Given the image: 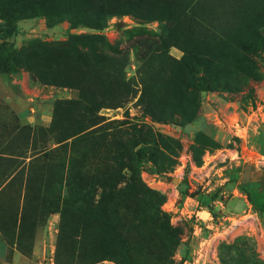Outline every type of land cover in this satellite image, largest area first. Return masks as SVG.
Segmentation results:
<instances>
[{"label": "rangeland", "instance_id": "obj_1", "mask_svg": "<svg viewBox=\"0 0 264 264\" xmlns=\"http://www.w3.org/2000/svg\"><path fill=\"white\" fill-rule=\"evenodd\" d=\"M113 1L98 26L0 0V264H264V0ZM198 49L215 69L182 71ZM101 50L117 64L75 62ZM113 120L143 126L136 169L168 235L134 199L118 228L91 222L98 195L75 202L55 178V137Z\"/></svg>", "mask_w": 264, "mask_h": 264}, {"label": "trees", "instance_id": "obj_2", "mask_svg": "<svg viewBox=\"0 0 264 264\" xmlns=\"http://www.w3.org/2000/svg\"><path fill=\"white\" fill-rule=\"evenodd\" d=\"M30 2L34 7L45 9L48 21L54 22V19L58 21L66 16L74 25L85 16L98 23V26H103L115 13L114 9L123 7L120 2L114 4L113 0H30ZM49 7L55 8V12L48 10ZM10 35L12 31H0V39ZM74 59L79 68L87 66L93 70L102 69L108 64H117L103 50L92 53L77 51ZM180 64L182 71L191 74L215 69L214 57L199 49L187 51ZM113 78V84L117 86L119 81L114 76ZM131 91L129 82L122 81L120 87L112 90L111 101L119 103L121 99L129 96ZM189 114L190 112L185 115ZM91 125L64 131L55 137L57 143H60L57 150L62 153L56 164V180L64 186L70 196L74 197L75 202L78 200L84 202L88 191H94L95 195H98V199L88 204L90 211L96 214L91 218V222L102 226L106 221L105 227L118 228V223L112 225L111 221L115 218L117 220L122 214L120 211L122 202L134 199L151 208L154 213L152 218L162 220V223L154 227L158 237L161 234H170L172 228L169 223L170 215L159 208L155 209V206L162 202L161 194L149 188L136 169L135 145L143 126L137 127L131 122L113 120L107 122L104 128L86 131L92 127ZM70 138L73 139L68 141ZM44 154L46 155L47 151ZM144 213L146 214L145 211ZM85 218L88 219L89 216Z\"/></svg>", "mask_w": 264, "mask_h": 264}]
</instances>
